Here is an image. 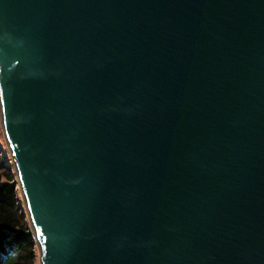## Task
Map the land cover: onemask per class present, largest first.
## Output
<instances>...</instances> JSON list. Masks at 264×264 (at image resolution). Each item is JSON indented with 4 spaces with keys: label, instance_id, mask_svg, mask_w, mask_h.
<instances>
[{
    "label": "water",
    "instance_id": "1",
    "mask_svg": "<svg viewBox=\"0 0 264 264\" xmlns=\"http://www.w3.org/2000/svg\"><path fill=\"white\" fill-rule=\"evenodd\" d=\"M0 121L40 264H264V0H0Z\"/></svg>",
    "mask_w": 264,
    "mask_h": 264
},
{
    "label": "trees",
    "instance_id": "2",
    "mask_svg": "<svg viewBox=\"0 0 264 264\" xmlns=\"http://www.w3.org/2000/svg\"><path fill=\"white\" fill-rule=\"evenodd\" d=\"M0 157V264H34L36 246L24 222L11 186L12 174ZM21 218V217H20Z\"/></svg>",
    "mask_w": 264,
    "mask_h": 264
},
{
    "label": "rangeland",
    "instance_id": "3",
    "mask_svg": "<svg viewBox=\"0 0 264 264\" xmlns=\"http://www.w3.org/2000/svg\"><path fill=\"white\" fill-rule=\"evenodd\" d=\"M4 135H3V131H2V127H1V121H0V157L4 160L1 159L2 162L5 163V166L8 167V172H10L12 174V182H14L13 184H11V186L14 188V191L16 193V196H17V200H18V215L17 216H20L19 217V220L20 222H24L26 224V228H28V231H31V229L29 228L30 227V223L28 221V217L27 215H25V209H24V206H23V203H21V195H20V192L18 191V183H17V179L15 178V174H14V170L13 168H11L10 166V161H9V157H8V151H7V147H6V141H4ZM36 244V243H35ZM36 246V245H35ZM35 254V257H34V264H40L39 262V256H38V253H37V247L35 249V252H33Z\"/></svg>",
    "mask_w": 264,
    "mask_h": 264
}]
</instances>
